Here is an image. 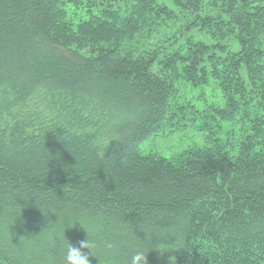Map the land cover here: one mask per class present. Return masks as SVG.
I'll return each mask as SVG.
<instances>
[{"label": "trees", "instance_id": "obj_1", "mask_svg": "<svg viewBox=\"0 0 264 264\" xmlns=\"http://www.w3.org/2000/svg\"><path fill=\"white\" fill-rule=\"evenodd\" d=\"M87 238L92 264H264V0H0V262Z\"/></svg>", "mask_w": 264, "mask_h": 264}, {"label": "rangeland", "instance_id": "obj_2", "mask_svg": "<svg viewBox=\"0 0 264 264\" xmlns=\"http://www.w3.org/2000/svg\"><path fill=\"white\" fill-rule=\"evenodd\" d=\"M194 141L201 142V133H197L194 128L176 131H161L145 139L141 147L144 150H155L164 153L167 156L180 152ZM0 264H4L1 263Z\"/></svg>", "mask_w": 264, "mask_h": 264}, {"label": "clouds", "instance_id": "obj_3", "mask_svg": "<svg viewBox=\"0 0 264 264\" xmlns=\"http://www.w3.org/2000/svg\"><path fill=\"white\" fill-rule=\"evenodd\" d=\"M77 222L81 225L79 221H76L75 224ZM95 247V242L90 241L88 238L84 241H81L79 243V247L74 246L71 242L68 241L63 256V264H92L89 256H96L93 252V249ZM107 247L112 248L113 246L111 244H108ZM85 249L89 251L85 252ZM147 253L148 251L146 252L141 249L133 250L129 264H147Z\"/></svg>", "mask_w": 264, "mask_h": 264}]
</instances>
